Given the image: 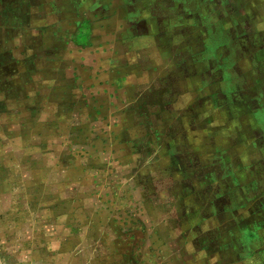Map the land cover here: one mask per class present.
<instances>
[{
	"label": "rangeland",
	"instance_id": "obj_1",
	"mask_svg": "<svg viewBox=\"0 0 264 264\" xmlns=\"http://www.w3.org/2000/svg\"><path fill=\"white\" fill-rule=\"evenodd\" d=\"M161 1L159 22L125 29L147 41L133 54L108 59L101 34L99 59L17 58L1 77L0 264H253L264 0L191 2L190 27L167 11L185 0Z\"/></svg>",
	"mask_w": 264,
	"mask_h": 264
},
{
	"label": "crops",
	"instance_id": "obj_2",
	"mask_svg": "<svg viewBox=\"0 0 264 264\" xmlns=\"http://www.w3.org/2000/svg\"><path fill=\"white\" fill-rule=\"evenodd\" d=\"M194 1L200 3V0H185L178 3L174 1L172 7L167 9L175 16L180 12L187 14L181 16L174 24L180 22L184 27H190L189 24L195 25L194 13L190 12V3ZM204 1L213 3L215 0ZM127 2L133 0H124L123 4L121 0H0V85L3 83L1 77L7 75L8 71L11 77L18 75L13 71L19 65L17 58L26 57L24 60L33 58L43 63L47 61V64L61 63L63 60L82 56L91 57L92 60L99 59L101 34L107 39V43L103 41L106 43L103 51L106 48L108 59H121L122 55L126 57L131 50H136L138 45L141 49V43L147 42L143 40L144 36H130L125 29L134 25H147L149 21L159 22V9L163 13L165 9L161 0H152L151 4L145 1L146 7L139 10L143 15L141 13L133 18L128 13L131 12L129 8L132 6L127 5ZM152 6L154 9H151ZM152 12L158 14L156 19ZM21 37H28L29 42H32V37L34 43L43 44V55L29 56L27 53L28 55L20 57L17 53L19 51L14 47L21 45ZM36 50L38 49L35 48L34 54L37 53ZM139 53L141 57L142 51ZM47 67L55 70L54 66ZM53 73L55 74L54 71ZM3 102L0 101V108L3 107ZM253 186L251 185V188ZM248 194L249 192H246L244 197L249 203L260 198L259 195L250 197ZM242 208L241 206L239 211ZM259 245L252 252L253 264H264V246Z\"/></svg>",
	"mask_w": 264,
	"mask_h": 264
}]
</instances>
